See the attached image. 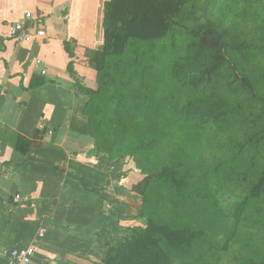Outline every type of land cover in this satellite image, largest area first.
Segmentation results:
<instances>
[{
    "label": "rangeland",
    "instance_id": "374dc122",
    "mask_svg": "<svg viewBox=\"0 0 264 264\" xmlns=\"http://www.w3.org/2000/svg\"><path fill=\"white\" fill-rule=\"evenodd\" d=\"M120 14L107 13L103 45L79 79L94 160L110 173L114 218L98 264H117L125 246L129 264L153 244L151 262L139 264H264V0H190L159 29ZM202 26L229 45L193 47L187 29ZM228 105L235 110L216 122ZM169 170L186 184L163 181ZM152 222L198 233L166 242L149 236Z\"/></svg>",
    "mask_w": 264,
    "mask_h": 264
},
{
    "label": "crops",
    "instance_id": "0c3cea01",
    "mask_svg": "<svg viewBox=\"0 0 264 264\" xmlns=\"http://www.w3.org/2000/svg\"><path fill=\"white\" fill-rule=\"evenodd\" d=\"M108 1L0 0V264L4 250L29 245L43 264L106 257L110 173L94 160L79 79L103 45ZM27 13L47 39L9 37Z\"/></svg>",
    "mask_w": 264,
    "mask_h": 264
},
{
    "label": "trees",
    "instance_id": "16d2710c",
    "mask_svg": "<svg viewBox=\"0 0 264 264\" xmlns=\"http://www.w3.org/2000/svg\"><path fill=\"white\" fill-rule=\"evenodd\" d=\"M113 4L111 5V0L109 6L106 7L105 11V17L108 12L110 11H121V16L124 18L132 19V21L137 22L138 21V28L148 29V26L151 28L159 29L162 27H170L174 25L175 20L177 16L180 15V13L183 11L184 7L190 2V0H179L178 3L173 2L169 5H150L147 2H144L142 0H112ZM152 14L151 18H147L146 15ZM142 17L147 18L141 19ZM150 20V21H149ZM105 23V21H104ZM144 24L141 26V24ZM137 28V29H138ZM189 34L192 35V39L195 41L193 42V47H196V45L203 46L207 45L210 46L212 44L220 45V46H228L229 40L225 36L224 33L213 30L209 27H195V28H188L187 29ZM145 38H151V35H149V32L147 35H145ZM192 46V45H191ZM246 48H254L258 49L260 48L257 44H248L245 45ZM194 58V57H193ZM202 58L201 56L197 55L196 59H193L195 61H200ZM185 60V58H184ZM192 60V61H193ZM194 61V62H195ZM194 83H196V78L193 80ZM198 94V93H197ZM261 100L264 103V97L261 98ZM225 111L219 115L218 118H216V122L224 121L234 110L235 106L228 105L226 107ZM161 179L165 181L166 183L175 184L176 182H180L182 184H186L185 177L182 176L181 172H175L172 170L166 171L161 173ZM181 179V180H180ZM153 229L149 231V236L152 234H156L157 236L161 237L162 239H165V241H175L178 242L179 245L188 243L195 234L198 233V231L191 230L189 228H180L175 226H168L165 224L160 223H153ZM137 242H134L132 246L133 248ZM126 246L121 249V253H119L118 258H116L117 264H122V260L120 259L122 253L126 251ZM158 245L153 244L149 245L147 249L143 250L141 252V255L133 254L130 259L129 264H139L141 262L150 263V252L153 251L156 252L158 250ZM98 264V262H97Z\"/></svg>",
    "mask_w": 264,
    "mask_h": 264
},
{
    "label": "built area",
    "instance_id": "2783aa9c",
    "mask_svg": "<svg viewBox=\"0 0 264 264\" xmlns=\"http://www.w3.org/2000/svg\"><path fill=\"white\" fill-rule=\"evenodd\" d=\"M27 21L16 23L10 30L9 37L13 39H28L33 35L48 38L47 29L41 18H36L32 13H27ZM46 74L45 69L42 70ZM45 230L39 231V238L44 237ZM35 246L11 247L3 251V255L9 260V264H43V262L35 261Z\"/></svg>",
    "mask_w": 264,
    "mask_h": 264
}]
</instances>
